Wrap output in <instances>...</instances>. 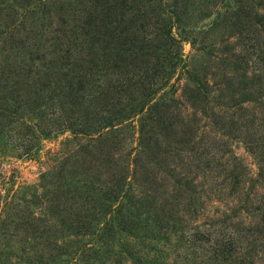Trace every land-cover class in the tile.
Listing matches in <instances>:
<instances>
[{"label": "rangeland", "instance_id": "obj_1", "mask_svg": "<svg viewBox=\"0 0 264 264\" xmlns=\"http://www.w3.org/2000/svg\"><path fill=\"white\" fill-rule=\"evenodd\" d=\"M0 227L4 264H264V0H0Z\"/></svg>", "mask_w": 264, "mask_h": 264}, {"label": "trees", "instance_id": "obj_2", "mask_svg": "<svg viewBox=\"0 0 264 264\" xmlns=\"http://www.w3.org/2000/svg\"><path fill=\"white\" fill-rule=\"evenodd\" d=\"M82 88V87H81ZM81 90V89H80ZM144 102V101H143ZM143 102H141L140 104H139V106L137 107L138 108V110H141L142 109V105H143ZM127 111H129V108L127 109ZM136 112H139V111H135L134 113H133V115L136 113ZM124 120V119H123ZM70 124V126H72V128H73V130H74V132H86L87 130H85L83 127H81V126H79V128L80 129H78L77 127V124L76 123H69ZM107 125H110V126H112L113 125V123H111V121H109L108 122V124ZM145 124H141V128L144 126ZM106 125H103L102 126V128L103 127H105ZM168 126H172V125H169L168 124ZM75 128H77V130L75 131ZM105 137V136H104ZM100 140L102 141V143H101V148H103L104 149V151L102 152V153H105L106 151H107V153L106 154H108V155H110L111 157H112V155L110 154V152H112V153H114V148H113V146H110V147H108V150H107V145H106V139L105 138H103V136L100 138ZM90 150V149H89ZM95 150H97L96 148L95 149H93V150H91V151H88V153L90 154V156L91 157H96L95 156V154L96 153H94V151ZM111 159V158H110ZM114 161H116V160H114L113 159V157H112V162L111 161H109L108 160V162H105V166L110 170V171H113L112 169H113V167H114ZM121 164H122V160H121ZM102 166H104V165H102ZM63 171H65V169L63 168L62 169ZM87 171L88 170H86V169H84L83 170V168H82V165L81 164H79L78 166L77 165H74V166H71L70 167V170L68 171V174L70 175L69 176V178H71L72 177V175L74 174V176L76 177V180H82V179H84V177L83 176H85L86 174H87ZM72 173V174H71ZM76 173V174H75ZM135 172L132 170L131 171V175H135L134 174ZM115 175H116V173H114ZM120 174V173H119ZM54 174L52 173V174H50L49 176H48V178L47 177H45L44 178V175H42L41 174V176L39 177V179H40V182L36 185V187H41V188H45V185L47 186L48 184H49V186H52L51 188H46V189H44V191L42 192V195L46 198V203H45V205L44 206H39L38 204H37V207H39V209H41V210H45L46 209V211L48 210V212H49V215H50V217L51 216H53V214L54 213H57V216H61L62 217V219H64V218H68V214L70 213V211H68L69 209H66L65 208V206H62L59 202H57L54 198V195H52V193L55 191L54 189H56V188H53V187H55V185H53L52 183H51V181H50V179H53L54 178ZM81 176V177H80ZM126 180V177L124 176L123 178L122 177H120V175L118 176V178H117V184H116V187H115V196L114 197H110V196H112V195H107V196H109V197H107V198H110L111 200H116V198H118V194L120 193V190H122L123 189V192H125V193H127V188L125 187V186H123L122 185V182H124ZM120 181H121V183H120ZM121 185L123 186V188L122 189H120V187H121ZM63 187V186H62ZM127 195V194H126ZM125 197V196H124ZM120 198H121V195H120ZM22 202H24L26 205H24L25 207L18 213L19 214V216H18V219H17V221L15 222V230L16 231H18V232H22L23 233V231L24 230H26V229H28L29 227H25V225H26V223H28L29 225L28 226H30V225H33V227H30V228H32V229H34V228H39V227H36L37 226V224L39 223V220H40V218H39V216L40 215H43V214H40V215H37V216H34L33 215V212H32V210H33V206H34V204L32 203V201H27V200H25V201H23L22 200ZM132 202H134V201H129V203H132ZM29 204V205H28ZM31 204V205H30ZM137 206L138 205H132L131 206V209H130V211L129 210H127V209H124L125 211H127L128 213H130V216L132 215L131 214V212L133 211L134 213H136V214H138L137 213ZM35 207H36V205H35ZM34 207V208H35ZM66 210V211H65ZM15 214H17V213H15ZM28 215L30 216L29 217V220H28ZM47 215V214H46ZM45 215V216H46ZM44 216V215H43ZM131 218L133 219L134 218V220H136V219H138V217H133V216H131ZM46 219H48V218H46ZM46 219H45V221H46ZM76 220V224H72V223H70L71 225H76L75 227H76V229H75V233L76 234H78L79 232H80V226L79 225H77V224H80L82 221L79 219V218H77V219H75ZM88 220V219H87ZM113 221H112V225H113ZM85 224L87 225V226H90V225H95V223H92L91 222V220L89 219L87 222H85ZM0 228H2V227H0ZM69 228H70V230H73V227L72 226H69ZM104 229V228H103ZM110 229L111 228H109V229H105L104 231H110ZM26 232V231H25ZM74 235V234H73ZM90 249V248H89ZM17 251V250H16ZM18 252V251H17ZM19 253H20V255H18L15 259L19 262V263H17V264H26L27 262H29V260H28V258H26V259H24L23 257L21 258V256H23V255H25V248H24V244H22V246L21 247H19ZM62 254V252H58L57 253V258H59L60 257V255ZM1 263V262H0ZM1 264H4V263H1Z\"/></svg>", "mask_w": 264, "mask_h": 264}]
</instances>
